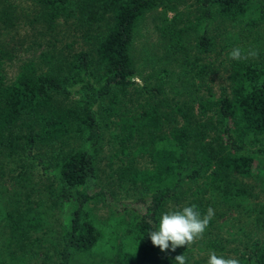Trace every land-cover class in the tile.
<instances>
[{
  "label": "trees",
  "instance_id": "trees-1",
  "mask_svg": "<svg viewBox=\"0 0 264 264\" xmlns=\"http://www.w3.org/2000/svg\"><path fill=\"white\" fill-rule=\"evenodd\" d=\"M24 1L32 17L0 0V26L14 28L26 15L49 37L48 49L8 82L14 49L0 45V158L36 145L51 158L33 157L40 170H22L20 193L0 191V264H27L28 254L53 264H177L175 256L185 254L187 264H207L210 252L223 251L217 241L199 240L206 254L197 258L196 244L164 252L148 236L163 213L178 210L170 208L176 201L180 209L196 205L202 216L211 207L208 228L229 211L255 221L236 259L264 264V54L230 56L235 48L243 56L257 51L243 34L260 39L264 0ZM150 17L162 40L143 46L141 57L137 42L147 37ZM230 24L241 27L235 37ZM81 37L85 46L76 51ZM215 75L219 93L209 84ZM45 178L50 204L24 190ZM121 192L132 200L113 198ZM67 204L70 214L50 220L52 207ZM97 204L110 210L108 218ZM120 212H129L130 223L125 216L114 222ZM96 220L110 225L108 237ZM15 249L27 253L18 259Z\"/></svg>",
  "mask_w": 264,
  "mask_h": 264
},
{
  "label": "rangeland",
  "instance_id": "rangeland-1",
  "mask_svg": "<svg viewBox=\"0 0 264 264\" xmlns=\"http://www.w3.org/2000/svg\"><path fill=\"white\" fill-rule=\"evenodd\" d=\"M13 3H15L18 6V10H20L22 13H27L30 17H32V15L34 14L30 7H29V3L24 1V0H12ZM173 15V13H169V16L171 17ZM154 20L152 19V17L149 18L148 24H146V29L145 32L147 33V37L144 38V40H141L139 42H137V47L139 50V54L142 56L147 55L146 50H144L143 46L146 47V49H151L152 45L157 44L160 42V40H162L161 37V33L160 31H158L155 28V24L153 22ZM220 24V23H219ZM218 26V25H217ZM220 28H223V26L220 24L219 26ZM228 27H230L231 31L234 34L235 37V33L240 32L241 27H239V29L234 25V24H230L228 25ZM247 31V30H246ZM245 31V32H246ZM257 32H260V39L258 37L257 34H254L252 32H248L247 34L244 33L243 37L247 35L246 40L252 44L256 46V50L259 54H264V28L263 30H257ZM66 40L72 41L73 37L70 36L69 38H65ZM48 41H49V37L44 38L39 34V30L37 28H34L31 24V22L29 21L28 18H26V15H24V20L21 19L19 24L14 27V28H10V29H5L2 26H0V45H5L7 47L13 48V52H14V56L12 59L8 60L6 62L5 65V72L7 75V81L11 82L15 79L16 75L18 74V72L20 71L21 66L24 64L25 61H27L28 59H33L35 57H37L42 51L43 49H48ZM195 45L193 48H190L188 51L191 52L192 54H195L196 51V41H195ZM85 43L82 39V37L79 39L78 43H76L74 45V49L76 51L84 48ZM164 48V47H163ZM162 45L158 46V48L155 50V53L157 55V57H159V55L161 54V56L164 55V52H162ZM150 54L151 51H149ZM262 60H264V58H260ZM222 71H225L226 68H222ZM146 74H148L150 71H152V69L150 67H147L146 69ZM225 76L227 74H224ZM139 81L141 83H143V79H139ZM222 80L220 79L219 75H215L214 78L210 79L209 84L213 85L215 88V91L217 93H219L221 91V84H222ZM23 132V130H22ZM20 137V136H19ZM17 153L13 155V160L8 159L7 157H1L0 159V165L2 166L0 168V191H4V193L6 195H12L15 194V192H21L23 191L21 189V187L23 186L22 182H20V173L22 172L23 169L25 170H29V171H34V170H40L38 167V162L37 159H33L34 156L39 155V152L42 153H46L43 154L44 156H46L48 159L51 158V154L47 153V151H45V149L40 150L37 145L34 146L32 148V152L29 154H22L21 151L18 150L17 148ZM20 164L25 165V167H20ZM19 166V167H18ZM116 166V165H115ZM145 166H147V163L145 164ZM38 173V172H37ZM17 177V178H16ZM105 181V179H104ZM247 181L249 182V184L254 183L257 185L255 179H247ZM107 183V182H106ZM48 185V186H47ZM51 185V182L45 178V182L42 181H38V179H36L35 181V185H31L24 188V190L28 191V192H32V199H37V198H42L44 201H49L50 199L47 198V200H45L46 197V193L48 192V188ZM108 188V186H106ZM108 190V189H107ZM113 192L116 194V189L113 186ZM258 192V191H257ZM18 193V194H19ZM110 194V192H108ZM113 193V194H114ZM113 196L114 199L116 200H121V201H130L132 200L131 198H133V195L131 196H127L125 192H121L117 195ZM264 195V194H263ZM257 200H255L256 202ZM177 202V201H176ZM176 202L172 203L170 205V208H174L176 207L177 209H180V205H178ZM189 203H191V201H188ZM48 204H50V202H48ZM188 204V203H187ZM187 204L185 206H187ZM98 205V209H96L95 211L99 214H103L104 218L106 219L110 216V210L108 211V209L106 208H102L101 204H97ZM183 206V207H185ZM66 209H68V213L70 214L71 211L73 210V206H71L70 204H67L65 206V209H63L62 207H52V212H53V218L50 220H53L55 222H57L55 219V214L57 217H61V219H63V215L62 212L65 211V215L67 213ZM107 211H106V210ZM129 210V209H128ZM130 212H132V210H129ZM121 214H117L114 219V222L116 219H120L123 216H125L122 220H125V222L130 223V217L128 215L129 212H120ZM68 214V216H69ZM132 214H134L132 212ZM254 215V214H253ZM67 216V218H68ZM236 217L239 218V220L237 221ZM243 217V219H242ZM248 216H244V215H240L237 213L236 211H229L226 215H224L223 217H220L213 226L211 227H207L203 237L200 239H197L193 244V248L194 245L196 244V248H194V253H196V257L199 258L200 256H203L206 254V252H201L198 249V246H200L198 244L199 240L201 239H211L213 241H217L215 243L216 247H223V251H218L216 252L217 256H222L224 258H236V252L235 249L238 250H242L243 247V243H245L243 241L244 235L245 234H250L252 232L256 233V222L252 221L250 218H247ZM242 219V220H241ZM125 222L123 223V225L125 224ZM256 223V224H255ZM95 224L98 228H100L102 230L103 233V237H108L110 234V225L108 223H105L104 221L101 220H96ZM243 225V231L240 230V226ZM53 229V228H52ZM60 226H57L56 228H54L53 230H55L56 235L59 236V234L57 233L58 231H60ZM115 231L118 233V238L120 240V235L122 234V232H118L117 229H115ZM260 234H262L264 236V230L262 232H260ZM191 246V245H190ZM16 253V257H18V259L21 258V255L23 253H27L26 251H24L23 249H15ZM199 251V252H198ZM95 253H101L100 249H97V251H94ZM31 253V252H29ZM113 253H115V250L113 251ZM29 256L26 258L27 261H29L27 264H53L52 261L50 262H43L42 258L36 257V256H30V254H28ZM54 262L57 263L58 257L56 256L54 259Z\"/></svg>",
  "mask_w": 264,
  "mask_h": 264
},
{
  "label": "clouds",
  "instance_id": "clouds-1",
  "mask_svg": "<svg viewBox=\"0 0 264 264\" xmlns=\"http://www.w3.org/2000/svg\"><path fill=\"white\" fill-rule=\"evenodd\" d=\"M232 59L240 60L248 57L258 56V52L250 51L247 56H243L239 48L231 51ZM133 81L139 83L137 77L132 78ZM214 216V210L209 207L206 215H201L196 205L185 206L182 209L165 212L159 219L158 226L155 230L149 232V237L154 246L159 247L161 251L175 252L178 247L190 246L197 239L203 237L211 218ZM188 257L185 254L175 256L177 264H187ZM207 264H240L236 258H224L217 256L212 251L209 254Z\"/></svg>",
  "mask_w": 264,
  "mask_h": 264
}]
</instances>
